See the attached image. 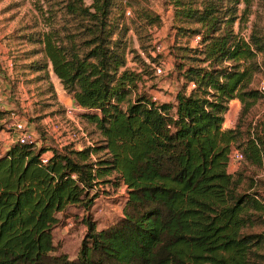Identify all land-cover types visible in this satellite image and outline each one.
Wrapping results in <instances>:
<instances>
[{
    "label": "trees",
    "instance_id": "1",
    "mask_svg": "<svg viewBox=\"0 0 264 264\" xmlns=\"http://www.w3.org/2000/svg\"><path fill=\"white\" fill-rule=\"evenodd\" d=\"M118 1L44 0L37 9L43 27L29 40L42 59L31 69L51 68L103 140L76 149L45 137L0 153V264H261L264 181L244 186L243 171L229 167L239 149L264 171V120L245 119L264 97L256 86L264 34L236 31L237 9L173 0L177 14L201 25L191 30L200 41L176 63L183 83L174 100L156 102L139 91L146 69L127 67L130 26ZM135 12L162 22L149 8ZM233 99L242 103L239 122L224 128ZM9 112L0 109V120ZM103 183L127 194L121 215L99 229L92 209ZM71 206L87 227L73 258L53 235Z\"/></svg>",
    "mask_w": 264,
    "mask_h": 264
},
{
    "label": "rangeland",
    "instance_id": "2",
    "mask_svg": "<svg viewBox=\"0 0 264 264\" xmlns=\"http://www.w3.org/2000/svg\"><path fill=\"white\" fill-rule=\"evenodd\" d=\"M37 1L0 0V95L6 104L13 107L9 116L0 120V126L3 127H0V153L5 151L6 144L13 140L15 142L18 133L14 124L19 121L27 125L35 141L46 137L48 143L60 148L74 147L75 144L94 146L103 140L95 123L82 117L81 110H76L74 114L67 113L68 108L74 107L71 104L72 98L51 68L50 72H35L31 69L32 63L42 59L41 53H35L40 46L29 40L31 35L43 27L37 9L43 5L44 0ZM186 1H191L195 8H201L204 3H213L220 12L237 9L240 19L234 25L236 31H241L248 37L256 26V29L264 34V0ZM121 2L126 10L131 12L126 13L124 18L130 26L127 67L139 70L145 68L147 71L139 91L157 94L159 102L173 101L183 83L178 76L176 63L188 61L182 57L191 53L184 49L197 45L191 30L199 29L201 25L177 14L178 8L173 0H121ZM57 7H63V4H58ZM139 7L149 8L159 14L161 24L149 25L141 20L135 12ZM58 11L59 18H62L64 9ZM157 45H161L160 50H157ZM146 50L157 58L154 64H150L151 60ZM137 55L150 66H144ZM259 58L263 61L264 53L259 54ZM162 61L166 64L167 74L158 76L154 67ZM261 74L257 77V87ZM241 110V102L240 106L232 104L226 113L223 127L235 128ZM245 117L246 122L253 118L264 120V97L256 102ZM70 131L83 134L79 138H71L68 135ZM100 155H104V152ZM241 170L245 176L244 186L256 180L264 181V171L256 170L245 161L229 167L231 173ZM97 189L99 196L95 199L92 214L100 229L121 215L127 193L124 186L111 183H103ZM60 217V223L53 230L54 242L59 245L58 252L67 253L73 258L87 232V227L82 221L83 212L78 206H71L66 215L61 213ZM252 230L258 232L261 228ZM259 263L264 264V259L259 260Z\"/></svg>",
    "mask_w": 264,
    "mask_h": 264
},
{
    "label": "built area",
    "instance_id": "3",
    "mask_svg": "<svg viewBox=\"0 0 264 264\" xmlns=\"http://www.w3.org/2000/svg\"><path fill=\"white\" fill-rule=\"evenodd\" d=\"M127 14H130V10H127L126 12ZM200 41V36H196L194 38V42L196 44H198V42ZM157 50L161 49V45H157L156 46ZM155 73L158 76H163L167 74V69H166V64L164 61H162V63H160L158 66L154 67ZM195 83H191L189 88H193L195 87ZM259 89L261 91H264V73L261 75L260 77V83H259ZM151 98L153 101L159 102V97L157 96V94L155 93H151ZM0 109L1 110H8L7 108V104L4 101V98L0 95ZM78 110H81V108L77 107ZM75 107H71L67 109V113L68 114H74L75 111L77 110ZM15 126V131L18 133L16 141H20L22 143H28V142H32L34 141V138L32 136V132L29 130V128L27 127V125H25L22 121H19L17 123L14 124ZM82 133L76 132V131H70L68 132L69 137L71 138H79L81 136ZM48 157H44L43 161L47 162ZM244 160V155L242 153V151H240L239 149H235L232 153V164H240L242 163Z\"/></svg>",
    "mask_w": 264,
    "mask_h": 264
},
{
    "label": "crops",
    "instance_id": "4",
    "mask_svg": "<svg viewBox=\"0 0 264 264\" xmlns=\"http://www.w3.org/2000/svg\"><path fill=\"white\" fill-rule=\"evenodd\" d=\"M1 96H2V95H1ZM2 97H3V96H2ZM71 104H73L74 107L77 109V106L74 104L73 100H72V103H71ZM232 104L237 105V106H240V100H239V99H233V100H231L230 105H229V106H230L229 109L231 108V105H232ZM7 108H8V110H11L13 107H11V105L7 104ZM77 110H78V109H77ZM13 141H14V140H13ZM13 141H12L11 143H13ZM15 141H16V140H15ZM11 143L9 142L8 144H6L4 150H6L7 147L9 146V144H11ZM83 147H86V145L75 144L73 148L80 149V148H83Z\"/></svg>",
    "mask_w": 264,
    "mask_h": 264
}]
</instances>
